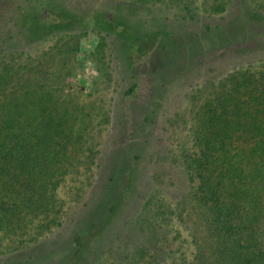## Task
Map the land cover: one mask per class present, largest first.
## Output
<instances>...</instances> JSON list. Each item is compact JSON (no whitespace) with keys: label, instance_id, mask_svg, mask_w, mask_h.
<instances>
[{"label":"rangeland","instance_id":"374dc122","mask_svg":"<svg viewBox=\"0 0 264 264\" xmlns=\"http://www.w3.org/2000/svg\"><path fill=\"white\" fill-rule=\"evenodd\" d=\"M242 72L264 73V0H0V104L29 87L82 133L51 213L0 226V264H212L187 155Z\"/></svg>","mask_w":264,"mask_h":264},{"label":"trees","instance_id":"16d2710c","mask_svg":"<svg viewBox=\"0 0 264 264\" xmlns=\"http://www.w3.org/2000/svg\"><path fill=\"white\" fill-rule=\"evenodd\" d=\"M229 78L199 104L186 167L209 222L212 264H264V73ZM21 90L0 104V226L48 216L82 150L81 131L50 98Z\"/></svg>","mask_w":264,"mask_h":264}]
</instances>
